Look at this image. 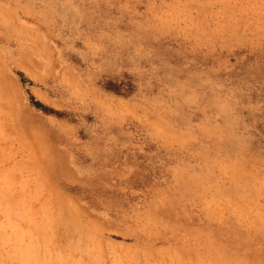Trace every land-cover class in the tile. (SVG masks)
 <instances>
[{
	"label": "rangeland",
	"instance_id": "374dc122",
	"mask_svg": "<svg viewBox=\"0 0 264 264\" xmlns=\"http://www.w3.org/2000/svg\"><path fill=\"white\" fill-rule=\"evenodd\" d=\"M0 264H264V0H0Z\"/></svg>",
	"mask_w": 264,
	"mask_h": 264
}]
</instances>
